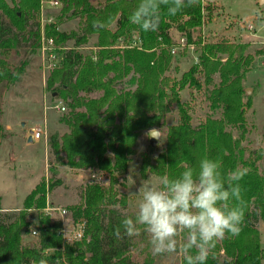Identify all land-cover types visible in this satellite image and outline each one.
<instances>
[{"label":"trees","instance_id":"1","mask_svg":"<svg viewBox=\"0 0 264 264\" xmlns=\"http://www.w3.org/2000/svg\"><path fill=\"white\" fill-rule=\"evenodd\" d=\"M61 1L64 7L59 17H78L80 25L69 33L56 30L52 24L45 29L56 43L73 41L72 47L60 50L58 66L46 81V89L58 94L67 107L59 118L67 130L51 134L49 148L59 164L108 173L109 184L105 188L99 183H87L82 202L70 207L73 219L87 222L83 239L73 243L63 242L58 234L60 220L45 215L32 221L39 234L38 246L24 245L22 240L23 229L29 224L27 210L44 207L46 191L53 190L60 180L50 177L46 186L43 182L36 185L17 213L0 208V264H38L41 258L48 264H139L130 256L137 235H125L122 226L125 217L136 216L115 208L117 204L126 205L125 196L118 197L116 185L136 152L140 134L159 127L174 102L180 120L167 128L165 146L159 154H142V175L150 172L176 178L186 165L198 171L205 157L220 161L225 182L237 167L247 168V175L239 181L245 212L242 231L238 236L226 233L208 251L204 264H262L264 254L257 226L264 220V169L260 170L259 163L262 155L253 152L245 157L240 139L229 129L237 127L243 136L246 108L251 105L243 84L253 60L246 53L247 44L225 39L202 44L199 32L203 0L174 16L162 6L155 32H144L130 22L129 16L139 0H104L100 5L90 0ZM39 8L40 0H0V84H15L25 71V62L18 67L8 62L10 50L21 44L38 50ZM172 29L200 50L197 62L174 82L166 76L172 62ZM134 34L132 42L136 45L132 48L113 47L119 39L132 38ZM91 35H96L95 52L77 51ZM198 73L205 85H212L207 95L209 106L214 111L220 109L221 116H207L193 125L178 92L187 86L201 89ZM214 75L219 79L216 84ZM92 92L100 94L89 97ZM142 226L138 228L143 233ZM117 227L121 229L119 239L114 235ZM141 264H152V258L146 257ZM182 264H186L184 256Z\"/></svg>","mask_w":264,"mask_h":264},{"label":"rangeland","instance_id":"2","mask_svg":"<svg viewBox=\"0 0 264 264\" xmlns=\"http://www.w3.org/2000/svg\"><path fill=\"white\" fill-rule=\"evenodd\" d=\"M90 1L95 5H100L104 0ZM203 3V19L199 33L205 39V43L210 44L222 39L230 43H244L247 44L246 53L253 56L243 81L247 90L245 95L251 100V105L246 108L245 113V132L240 137L239 128L229 129L235 138L240 139V146L244 150L245 157H250L253 152L262 155L259 159L262 171L264 169V0L260 3L257 0H203ZM63 7L62 2L58 9H50L48 13L56 16L59 31L69 33L79 28L80 20L78 17H59ZM246 20L253 23V30H249L244 24ZM111 28L114 29L115 25L113 24ZM183 37L176 30H171L175 48L174 53L170 52L172 62L166 72L171 82L178 81L182 74L198 60L200 50L196 49L195 45L191 47L186 44L185 37V40L181 42ZM134 38L136 39L135 34L132 38L123 37L113 47L132 48L136 45L132 42ZM95 43L96 35H91L87 43L76 50L83 54L95 52ZM25 45L21 44L18 49L10 50L7 58L13 67H18L25 62V71L19 81L15 84H0V208L1 211L17 213L23 209L26 195L41 182L46 186L48 179L53 177V179L60 180V183L53 190L46 191L45 204L48 201L53 207L64 208L71 215L70 207L82 202L83 187L87 183L94 182L106 188L109 184V174L99 170L71 168L55 161L48 141L51 134L55 132L60 134L67 130V126L59 121L67 107L58 94L46 89V82L43 83L41 76L38 50L34 51ZM72 45L71 40L63 44L57 43V57L61 55L60 50L70 48ZM196 77L202 83L201 89H191L187 86L178 92L179 101L186 105L193 125H197L207 116L216 118L221 116L220 109L214 111L209 106L207 95L212 85H205L200 73ZM213 80L216 84L219 80L218 76L214 75ZM99 94V92H92L88 96L96 97ZM61 105L65 107L64 111L58 110ZM179 120L180 113L177 105L175 102L171 103L160 126L150 128L140 134L135 146L136 152L128 164L126 173L118 177L116 185L118 197L125 196L126 205L117 204L115 206L122 213L136 216L140 200L136 192L141 182H158L159 177L153 173L147 172L144 176L142 175L140 170L142 154L150 155V157L159 154L165 146L167 128L178 123ZM43 126L47 129V140L39 139L28 142L29 130ZM151 129L160 131L161 138L156 139L154 145H151L150 139L145 135ZM27 215L29 224L36 228L32 221L38 215L44 214L35 208L27 210ZM257 226L264 254V220L260 221ZM142 228L144 232H139L137 236H134L135 245L130 251V256L134 261L141 264L146 257H151L152 264H182L184 255L179 250L175 253L154 254L150 234L145 231V226ZM187 236L186 230L185 237L182 232L176 237L178 249L186 241ZM22 240L24 245L38 246L37 234L30 235L23 232ZM262 262L264 264V259Z\"/></svg>","mask_w":264,"mask_h":264},{"label":"clouds","instance_id":"3","mask_svg":"<svg viewBox=\"0 0 264 264\" xmlns=\"http://www.w3.org/2000/svg\"><path fill=\"white\" fill-rule=\"evenodd\" d=\"M197 3L198 0H139L129 20L144 32H155L159 29L162 6L168 15L174 16ZM145 135L149 139L161 138L160 131L155 129ZM220 168L219 160L205 157L200 160L198 171L186 165L176 178L165 174L157 183L141 182L136 192L140 197L138 211L135 219H123L124 234L138 235V225H144L154 254L179 250L186 264H204L208 251L226 233L240 234L245 217L239 181L247 175L248 169L237 167L225 182ZM233 200L236 203L230 204ZM184 230L188 236L178 249L176 237ZM114 235L121 238L120 227L115 229ZM38 264H48V261L41 258Z\"/></svg>","mask_w":264,"mask_h":264},{"label":"built area","instance_id":"4","mask_svg":"<svg viewBox=\"0 0 264 264\" xmlns=\"http://www.w3.org/2000/svg\"><path fill=\"white\" fill-rule=\"evenodd\" d=\"M61 0H40V8H39V22H40V45L38 47V55L40 57V70L41 76L43 79V83L47 81L50 73L58 66L59 58L57 57V43L52 36L46 35V26L54 25L56 30H59L57 25L56 16L48 13V9H58L61 6ZM235 18V17H233ZM236 19V18H235ZM264 21V20H263ZM249 28V30H253V23L251 21H244ZM185 38L183 37L181 42H183ZM186 42V41H185ZM205 43V39L202 37V44ZM188 44V43H186ZM191 47H194V43L189 44ZM174 46V45H173ZM171 46V47H173ZM174 48H170V52L174 53ZM59 111H64L65 107L63 105L58 107ZM31 139L39 140L43 139L47 140V129L46 126L40 128H31ZM48 202V201H47ZM45 204L44 207L38 209L40 213H43L45 216H48L50 219H59L61 222V227L57 231L61 236L63 242L73 243L76 241H81L84 237L85 229H86V220L83 219H73L68 211L64 208L53 207L49 204V202ZM32 210V209H28ZM34 210V209H33ZM34 231L37 233L36 228L32 227L30 224H27L23 232L28 233L30 235H36ZM64 264H66L64 262Z\"/></svg>","mask_w":264,"mask_h":264},{"label":"water","instance_id":"5","mask_svg":"<svg viewBox=\"0 0 264 264\" xmlns=\"http://www.w3.org/2000/svg\"><path fill=\"white\" fill-rule=\"evenodd\" d=\"M262 0H258V3H260ZM23 124V123H22ZM155 130H157V129H155ZM29 133H31V130L29 131ZM28 140H31V135H29V139ZM155 141H156V139H150V143H151V145H154L155 144Z\"/></svg>","mask_w":264,"mask_h":264},{"label":"crops","instance_id":"6","mask_svg":"<svg viewBox=\"0 0 264 264\" xmlns=\"http://www.w3.org/2000/svg\"><path fill=\"white\" fill-rule=\"evenodd\" d=\"M257 2H258V0H257ZM48 10H50V9H48ZM30 130H31V129H30ZM30 130H29V131H30ZM27 138L29 139V137H27ZM31 140H32V139H31ZM31 140H28V142H30ZM262 264H263V262H262Z\"/></svg>","mask_w":264,"mask_h":264}]
</instances>
